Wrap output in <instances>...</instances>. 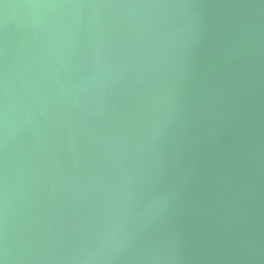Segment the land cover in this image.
Instances as JSON below:
<instances>
[{"label":"water","instance_id":"water-1","mask_svg":"<svg viewBox=\"0 0 264 264\" xmlns=\"http://www.w3.org/2000/svg\"><path fill=\"white\" fill-rule=\"evenodd\" d=\"M0 264H264V0H0Z\"/></svg>","mask_w":264,"mask_h":264}]
</instances>
